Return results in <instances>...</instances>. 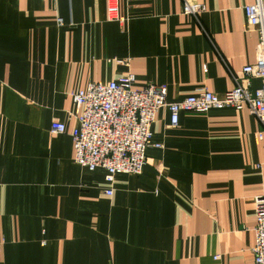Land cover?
<instances>
[{"label": "crops", "instance_id": "0c3cea01", "mask_svg": "<svg viewBox=\"0 0 264 264\" xmlns=\"http://www.w3.org/2000/svg\"><path fill=\"white\" fill-rule=\"evenodd\" d=\"M183 1L117 0L112 22L108 0H0V264H253L264 140L249 110L182 112L172 128L161 109L163 148L140 175L109 182L75 160L74 94L89 84L131 72L177 102L224 96L255 63V0H188L198 16Z\"/></svg>", "mask_w": 264, "mask_h": 264}, {"label": "built area", "instance_id": "2783aa9c", "mask_svg": "<svg viewBox=\"0 0 264 264\" xmlns=\"http://www.w3.org/2000/svg\"><path fill=\"white\" fill-rule=\"evenodd\" d=\"M205 11L206 7L201 3L183 1L185 15L198 16ZM244 11L246 30L258 36L256 60L243 68V76L235 79V87L224 96L203 88L196 95L169 102L166 85L150 84L135 89L136 78L131 72L107 84L91 83L85 90L74 94L79 125L71 135L76 162L89 171L98 168L106 170L109 182L118 174H142L147 164L148 150L163 148V145L153 144L152 141V125L163 108L170 113L172 128L178 126L182 112L247 109L263 125V130L256 137L264 140V0H255ZM107 12L109 21L123 22L117 0H108ZM254 80L260 82L258 88H253ZM65 131L64 123H52L53 134H63ZM106 194L111 196L113 192L107 190ZM255 202L253 264H264V192L256 197Z\"/></svg>", "mask_w": 264, "mask_h": 264}]
</instances>
